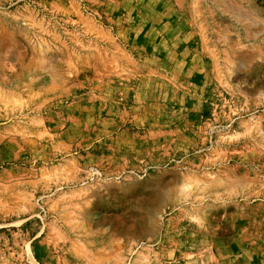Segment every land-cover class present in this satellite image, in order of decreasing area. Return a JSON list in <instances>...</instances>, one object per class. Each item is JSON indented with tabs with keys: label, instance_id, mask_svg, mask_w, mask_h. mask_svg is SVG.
Instances as JSON below:
<instances>
[{
	"label": "rangeland",
	"instance_id": "rangeland-1",
	"mask_svg": "<svg viewBox=\"0 0 264 264\" xmlns=\"http://www.w3.org/2000/svg\"><path fill=\"white\" fill-rule=\"evenodd\" d=\"M0 264H264V0H0Z\"/></svg>",
	"mask_w": 264,
	"mask_h": 264
}]
</instances>
